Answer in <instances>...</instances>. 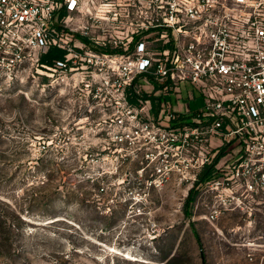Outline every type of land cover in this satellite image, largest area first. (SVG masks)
Wrapping results in <instances>:
<instances>
[{
    "label": "built area",
    "instance_id": "obj_1",
    "mask_svg": "<svg viewBox=\"0 0 264 264\" xmlns=\"http://www.w3.org/2000/svg\"><path fill=\"white\" fill-rule=\"evenodd\" d=\"M51 48L112 107L106 137L151 186L198 188L213 165L207 190L264 193V0H0V66Z\"/></svg>",
    "mask_w": 264,
    "mask_h": 264
},
{
    "label": "rangeland",
    "instance_id": "obj_2",
    "mask_svg": "<svg viewBox=\"0 0 264 264\" xmlns=\"http://www.w3.org/2000/svg\"><path fill=\"white\" fill-rule=\"evenodd\" d=\"M44 54L0 66V264H264V193L151 186L96 87Z\"/></svg>",
    "mask_w": 264,
    "mask_h": 264
},
{
    "label": "trees",
    "instance_id": "obj_3",
    "mask_svg": "<svg viewBox=\"0 0 264 264\" xmlns=\"http://www.w3.org/2000/svg\"><path fill=\"white\" fill-rule=\"evenodd\" d=\"M65 59V51L58 49V48H51L46 54H44L41 58V63L50 67H53L58 60ZM132 101H135L134 98L131 99ZM214 172L213 165H209L205 168L203 171L200 180L197 182V185L200 183L205 182L208 178L211 177V175ZM193 199L192 191L189 195L188 202H190Z\"/></svg>",
    "mask_w": 264,
    "mask_h": 264
}]
</instances>
